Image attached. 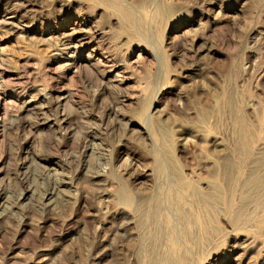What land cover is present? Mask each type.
I'll use <instances>...</instances> for the list:
<instances>
[{
	"label": "rangeland",
	"instance_id": "374dc122",
	"mask_svg": "<svg viewBox=\"0 0 264 264\" xmlns=\"http://www.w3.org/2000/svg\"><path fill=\"white\" fill-rule=\"evenodd\" d=\"M0 264H264V0H0Z\"/></svg>",
	"mask_w": 264,
	"mask_h": 264
},
{
	"label": "bare ground",
	"instance_id": "6f19581e",
	"mask_svg": "<svg viewBox=\"0 0 264 264\" xmlns=\"http://www.w3.org/2000/svg\"><path fill=\"white\" fill-rule=\"evenodd\" d=\"M59 188V187H58ZM198 188L195 189V186H193L192 190L194 191L193 193H200L198 190ZM54 192V191H53ZM49 194V193H48ZM51 196V195H50ZM209 194H206L205 197L208 198ZM197 200V199H196Z\"/></svg>",
	"mask_w": 264,
	"mask_h": 264
}]
</instances>
